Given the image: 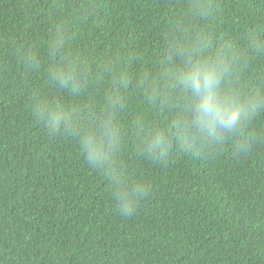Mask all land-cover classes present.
Returning <instances> with one entry per match:
<instances>
[{"label":"trees","instance_id":"obj_1","mask_svg":"<svg viewBox=\"0 0 264 264\" xmlns=\"http://www.w3.org/2000/svg\"><path fill=\"white\" fill-rule=\"evenodd\" d=\"M188 0H0V264H264V142L247 155L229 148L167 164L140 158L129 141L124 158L153 184L129 218L110 203L106 181L79 155L77 140L50 136L30 111L34 92L55 96L43 71L29 72L20 52L37 48L60 21L95 69L105 56L133 57L132 68L160 71L170 29ZM194 26L247 51L264 29V0H214ZM264 84V52L243 77ZM67 99V98H66ZM103 85L82 105L100 104ZM71 102L70 100L68 101ZM137 115L163 125L170 113L130 87L125 123Z\"/></svg>","mask_w":264,"mask_h":264},{"label":"clouds","instance_id":"obj_2","mask_svg":"<svg viewBox=\"0 0 264 264\" xmlns=\"http://www.w3.org/2000/svg\"><path fill=\"white\" fill-rule=\"evenodd\" d=\"M214 8V0H188L185 14L167 34L156 77L134 71L131 55L109 54L93 69L64 21L44 41L46 55L35 47L20 52L26 71H43L57 90L55 96L34 92L31 113L50 136L77 140L79 155L107 182L110 203L122 217L135 215L153 187L135 176L124 158L132 137V150L157 165L176 154L198 159L225 148L247 155L264 142V84L252 87L242 78L252 55L264 52V29L249 34L247 51L215 45L213 32L193 24ZM98 85H103L102 103L80 104V97ZM132 86L170 113L165 124L142 115L125 123Z\"/></svg>","mask_w":264,"mask_h":264}]
</instances>
